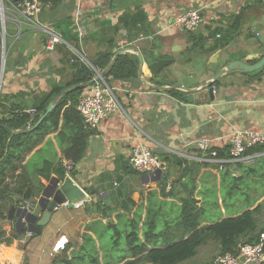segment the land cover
Masks as SVG:
<instances>
[{
	"label": "crops",
	"instance_id": "1",
	"mask_svg": "<svg viewBox=\"0 0 264 264\" xmlns=\"http://www.w3.org/2000/svg\"><path fill=\"white\" fill-rule=\"evenodd\" d=\"M4 6L6 52L3 70L0 65V117L21 109L35 120L33 128L40 126L64 93L84 87V94L97 77L103 78L119 52L135 58L137 70L134 77L105 82L120 108L91 130L83 157L71 173L87 200L58 206L39 234L25 232L11 246L0 244V264H59L72 257V264H119L128 251L123 238L115 246L117 231L125 236L132 220L138 223L141 240L143 222L152 220L157 246L167 240L178 241L183 236L181 199L187 196L194 198L201 210L199 227L243 212V181L234 196L229 194L232 178H243V174L235 164H220L208 153H201L195 143L207 141L210 149L222 152L220 159H225L233 129L264 132V66L253 76L240 71L222 74L215 81L212 101H205L209 97L204 88L229 63L252 65L262 58L264 0H46L37 21L61 36L53 52L45 50L42 31L16 15L6 2ZM77 7L81 10L80 36L71 30ZM191 8L200 10L202 24L189 39L173 21ZM240 12L241 33L232 35L226 46L208 51L216 38H222L221 34L215 38L213 29L226 28L229 17ZM200 43L203 49L198 45L185 55L187 48ZM107 53L112 58L99 70V58ZM159 59L172 62L151 76L147 65ZM84 69L95 77L66 87ZM54 88L63 89L47 103L46 108L53 103L51 111L46 116V108L37 113L35 109ZM191 95L198 100L185 102ZM51 121L55 117L48 119ZM54 135H45L26 159L32 156L38 162L46 159L62 165L66 161L64 143L58 144ZM8 141L0 139V155ZM137 145L146 146L164 163L158 181L129 166L128 154ZM2 162L0 158V169ZM40 181L44 186L48 183ZM37 200L13 209L29 205L28 211L40 217ZM228 211L236 215L225 217ZM16 221V217H7L2 228L15 230ZM83 235L89 237L85 240ZM59 237L67 243L52 253Z\"/></svg>",
	"mask_w": 264,
	"mask_h": 264
},
{
	"label": "trees",
	"instance_id": "2",
	"mask_svg": "<svg viewBox=\"0 0 264 264\" xmlns=\"http://www.w3.org/2000/svg\"><path fill=\"white\" fill-rule=\"evenodd\" d=\"M47 1L56 3L57 0ZM242 18L243 12H240V14L229 17L231 20L226 28H214L211 32L214 37L215 34H221L222 38L217 39L215 37V42L208 47V51L226 46L231 41L232 35L241 33ZM186 32L191 39L195 30ZM201 44L203 43L193 44L187 48L185 55L194 52L198 45L203 49ZM111 58V53L100 56L97 68L103 69ZM136 70L135 58L125 54L119 55L103 75V80L109 83L111 80L128 79L136 75ZM94 77L95 74L92 71L84 69L80 75L74 76L66 87L87 83ZM62 89H52L35 111L37 113L44 112L49 100L60 94ZM83 91L84 87H76L64 93L56 107L48 114L47 119L36 128H33L35 120L31 119L30 115L21 109L12 110L9 116L0 117V139H9L6 151L0 155V158H3L0 169V244L11 246L25 233L15 230L6 232L2 228V222L8 217L9 209L19 206L23 202L34 204L45 187L40 179L48 182L52 175L59 180L64 179V170L60 163L53 164L46 159L38 162L32 156L26 159L34 145L40 142L45 135L55 133L56 142L58 144L64 143L62 155L65 160H70L75 164L83 157L87 138L91 132V130L83 129L81 116L76 110L78 98L83 95ZM51 117H55L54 122H48ZM14 131L18 132L14 133ZM245 156H253L255 160L252 164L244 162L235 164L236 169L243 174V178L240 176L232 178L229 194L234 196L236 191H239V183L243 181V195L254 191L252 201H255L264 195V145L247 149ZM217 157H223L222 152L217 153ZM226 174L229 175L228 172ZM196 202L190 196L181 199L179 224L183 227V236L178 241L167 240L164 245L157 246L155 244L157 236L154 235L156 225L152 220L143 222L142 240L136 221L130 222L125 236H121V233L117 231L118 237L115 239V246L123 238L128 251L126 259L124 261L121 259L119 264H180L193 258L197 248L208 239L218 242L220 254H236L241 238H244L245 243H253L257 240L259 232H257L256 215L260 212L258 205L252 209H247V206L243 207V212L235 217L199 227L198 216L201 210ZM88 237L83 235L85 240ZM18 249L24 250L20 246ZM73 259V257L70 260L64 258L59 264H72ZM208 264H212V262ZM262 264H264V260Z\"/></svg>",
	"mask_w": 264,
	"mask_h": 264
},
{
	"label": "built area",
	"instance_id": "3",
	"mask_svg": "<svg viewBox=\"0 0 264 264\" xmlns=\"http://www.w3.org/2000/svg\"><path fill=\"white\" fill-rule=\"evenodd\" d=\"M4 2L13 10V12L23 17L44 35V47L47 52H53L61 42V36L52 28L42 25L37 21V16L42 10L43 0H0V38L2 41V33L5 32V11ZM81 10L77 7L74 15V23L71 27L77 35L82 34L81 30ZM202 24V16L199 9L191 8L186 10L173 21V26L183 31H191ZM0 41V42H1ZM4 56V52H2ZM214 92V88H213ZM120 106L117 99L114 97L111 89L105 83L102 77H97L86 93H84L77 101L76 110L81 116L82 126L84 130L95 129L100 121L111 113L119 110ZM264 145V132H253L241 129H233L229 138L228 157L220 159L217 157V152L210 149L207 141H199L195 143V148L203 154L209 156L217 163L248 162L254 159L253 156H245L247 149ZM129 166L139 174L152 175L156 171H164L165 165L160 161L149 148L143 145L133 147L127 157ZM64 177L71 178V173L75 164L66 160L62 164ZM222 165L219 166V169ZM67 204V203H65ZM25 208L30 210L29 205ZM31 234L30 232H26ZM67 240L64 237H59L52 248V253L58 249H64ZM264 230L258 235V238L253 243H244L237 246V253H224L215 256L212 264H262L264 260Z\"/></svg>",
	"mask_w": 264,
	"mask_h": 264
},
{
	"label": "water",
	"instance_id": "4",
	"mask_svg": "<svg viewBox=\"0 0 264 264\" xmlns=\"http://www.w3.org/2000/svg\"><path fill=\"white\" fill-rule=\"evenodd\" d=\"M120 53V52H119ZM117 53L115 57L119 55ZM3 58V57H2ZM138 62L141 64V57L137 56ZM172 62L171 59H159L147 65V70L151 76H155L158 72L169 65ZM4 66V58L1 61V69L3 70ZM264 66V55L262 58L252 64H246L241 61H233L225 66L224 70L219 71L210 81H208L204 88H206L207 96L209 97L205 101H212L214 99V84L215 81L224 73L240 71L245 72L248 75H256L261 72ZM199 90H192L193 93H196ZM194 100H198V96H187L184 98L185 102H193ZM53 103H50L46 108V112L43 116H46L48 112L53 108ZM152 181H158L161 177V172L158 170L152 175H148ZM87 200V195L85 192L80 189L76 184L73 183L72 179L69 177H64L63 180H59L55 177H52L47 185L44 187L41 192L36 205L42 211L40 217L34 215L29 212L27 208L18 207L16 209L10 208L8 212V219L12 220L13 217L17 218L15 222L14 229L15 231H24L30 232L32 234H39L41 232V228L45 226L49 219L51 212L56 209L58 206L62 204H69L70 206H74L75 204L84 202Z\"/></svg>",
	"mask_w": 264,
	"mask_h": 264
},
{
	"label": "rangeland",
	"instance_id": "5",
	"mask_svg": "<svg viewBox=\"0 0 264 264\" xmlns=\"http://www.w3.org/2000/svg\"><path fill=\"white\" fill-rule=\"evenodd\" d=\"M4 15L6 16V11H5ZM4 20L6 21V17H4ZM0 27H1V20H0ZM4 37H5V32L2 33V41L0 43V65H1L2 52H4V55L6 52ZM240 42H243L242 38L240 39ZM254 194H255V192L251 191L249 194L243 196V207L247 206V209H252L256 205L259 206L260 212L256 215V220H257V232H259V234H260L264 230V195L259 197L255 201H252ZM250 202L253 204H251ZM226 206H227V203H226ZM238 207L239 208L242 207L241 204H239ZM243 207L241 209H243ZM239 208H237V211ZM226 209H227V207H226ZM237 211H236V213H237ZM233 215H236V214H233V213L228 211V214L225 217H230ZM241 243H245L244 238L240 239L239 245ZM219 254H220V248H219L218 242L216 240H213V239H208L197 248L196 254L193 258L186 260L180 264H208V263L212 262V259L216 255H219Z\"/></svg>",
	"mask_w": 264,
	"mask_h": 264
}]
</instances>
